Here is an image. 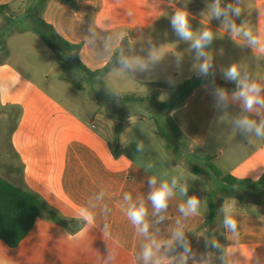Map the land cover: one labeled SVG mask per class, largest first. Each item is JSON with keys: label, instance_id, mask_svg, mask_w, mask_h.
I'll return each instance as SVG.
<instances>
[{"label": "crops", "instance_id": "crops-1", "mask_svg": "<svg viewBox=\"0 0 264 264\" xmlns=\"http://www.w3.org/2000/svg\"><path fill=\"white\" fill-rule=\"evenodd\" d=\"M18 1L0 0V5L12 8ZM213 4L214 0H75L73 6L47 0L43 19L65 40L81 45L79 58L89 70L103 68L118 53L117 65L102 79L104 85L98 78L87 77L96 94L91 100L66 86L60 79L61 69L52 79L57 59L39 35L17 32L16 25L0 20L1 130L7 121H15L10 143H0V177L37 193L66 219L83 220L79 229L71 231L37 217L17 246L0 239V264H145L143 249L153 240L160 247L153 246L148 264L156 259L161 264H181L182 257L184 264H210L205 234L197 229L209 213L208 194L220 181L210 172L205 157L224 174L237 178L257 180L264 173V137L235 123L247 117L259 124L264 107L244 111L239 100H232L237 85L222 75L224 69L237 66L241 80L258 84L264 98V0H221V8L240 9L238 16L229 11L227 18L215 17ZM181 10L188 13L195 35L212 31L213 40L204 49L212 67L209 81L197 87L183 106L170 111L186 143L173 142L169 149L158 134L150 107L123 103L115 95H155L164 101L177 85L200 77L203 58L197 59L191 42L177 37L170 24ZM233 25L241 31L234 33ZM245 31L260 43L250 44ZM12 41L27 48L14 50ZM27 49L48 61L49 71H39L31 60L28 71L11 63L13 54L27 59ZM152 53L159 59L154 61ZM214 87L225 91L226 107L217 104ZM147 88L153 92L145 93ZM113 149L120 154L115 156ZM175 149L180 161L173 155ZM151 179L156 180L155 186L150 185ZM173 179L176 186L168 208L155 213L148 195L162 182L171 186ZM182 188H187L186 194ZM125 193L134 203L143 200L148 209L147 234L128 219ZM192 196L200 200L198 213L184 217L179 207ZM225 205H231L237 230L234 233L224 225V243L214 264H264L261 203L226 198ZM85 215L93 221H86ZM177 229L183 230L189 251L183 248L169 255V249L180 243L173 240Z\"/></svg>", "mask_w": 264, "mask_h": 264}, {"label": "trees", "instance_id": "trees-1", "mask_svg": "<svg viewBox=\"0 0 264 264\" xmlns=\"http://www.w3.org/2000/svg\"><path fill=\"white\" fill-rule=\"evenodd\" d=\"M30 3L25 11L19 15L22 16V24L16 25L17 12L11 10L8 4L0 5V20L3 24H14L17 26V32L32 31L39 35L45 44L53 51L57 62L63 71L76 70L86 77H94L102 81L105 74L110 68L118 63V53L103 68L95 71L89 70L79 58L81 50L80 44H72L60 36L54 27L47 23L42 13L45 9L47 0H27ZM75 5V0H59ZM24 11V12H23ZM13 16H16L13 18ZM208 76L191 77L180 83L174 88L172 95L164 100L158 101L155 95L149 97L127 94L115 98L123 103H138L150 107L154 120L158 128V134L165 141L167 148L170 149L173 142L185 144L186 137L180 131L178 126L169 116L170 111L183 106L187 97L200 85L207 83L210 79ZM212 81L217 82L216 79ZM164 115V117H162ZM117 130H121L119 124ZM118 137L114 138L115 144ZM113 154L118 156L120 153L113 149ZM176 160L180 161V152L173 150ZM207 166L213 176L219 179L220 185L209 192L207 201L209 213L197 231L205 234L207 250L209 253L210 264H214L215 254L224 243V211L223 202L226 198H236L241 202H256L258 192L264 191V173L257 180L237 178L231 174H224L212 159L205 157ZM195 173L200 170L190 163ZM44 217L49 221L63 224L69 227L71 231H76L83 224V220L66 219L58 210L48 205L37 193L24 190L12 184L8 180L0 177V239L11 247L17 246L33 227L37 217ZM73 226V227H72ZM193 234H191L192 236ZM187 244V241H185ZM213 245H216L213 247ZM181 243L169 249V255H175L181 251ZM193 264V263H187Z\"/></svg>", "mask_w": 264, "mask_h": 264}, {"label": "clouds", "instance_id": "clouds-1", "mask_svg": "<svg viewBox=\"0 0 264 264\" xmlns=\"http://www.w3.org/2000/svg\"><path fill=\"white\" fill-rule=\"evenodd\" d=\"M229 11L237 16L240 13L239 8H232L231 5L227 6L226 8H221V0H214L212 12L215 17L227 18ZM170 24L177 37L191 42V47L195 50L197 59L203 58V62L199 65L197 75L205 77L208 76L209 70L212 67L210 62L211 58L207 55L204 49L208 47L213 40L212 31L204 30L198 35H195L189 25L188 13L183 10L175 12L171 18ZM232 30L234 33H239L241 31V29L237 28L235 25L232 26ZM243 34L248 38L250 44L260 43V40L253 36L251 32L245 31ZM261 50L264 51V48ZM151 55L154 61L159 59V56L156 53H152ZM122 64L125 67H128L127 61H122ZM222 75L225 80L234 82L237 85V91L234 92L232 100H239L242 103V108L244 111L251 112L256 106L264 107V98H262L260 95L262 91L261 87L256 83H247L244 80H241L240 72L238 71L237 66L232 65L231 67L224 69L222 71ZM212 95L215 97L217 104L221 105L222 107L227 106L228 96L223 89L214 87L212 90ZM235 123L239 128L246 132L254 131L257 136L264 137V120H261L260 123L257 124L254 120H250L247 117H242L237 119ZM149 183L150 185L155 186L156 180L151 179ZM175 186L176 180L173 179L171 186L167 182H162L159 187H154L153 191L150 192L148 195V200L151 202V206L155 213H160L161 211L168 208V201L173 195V188ZM181 191L182 193L186 194L187 188H182ZM123 199L126 202H129L126 209V215L128 219L141 233L147 234L149 225L146 223L145 218L147 216L148 209L146 208L143 200H140L138 203H134L132 202L131 195L127 193L124 194ZM199 207L200 200L197 197L192 196L186 200L185 204L180 205L179 211L184 217H188L197 214ZM222 210L225 212L223 221L225 227L235 233L237 230V221L232 218L230 214L231 205H225ZM84 219L89 223L93 221V217L91 215H85ZM160 219L163 220L164 217L161 216ZM173 240L179 241L184 250L186 252L189 251L184 240L183 230L177 229L173 233ZM169 243H172V241H169ZM153 246L156 248L160 247V245L157 244L155 240L152 241V244L144 246L142 255L145 264H148V262L152 260L154 256ZM215 246L216 245H213V247ZM153 264H161L160 259H156ZM181 264H184L183 257L181 258Z\"/></svg>", "mask_w": 264, "mask_h": 264}, {"label": "rangeland", "instance_id": "rangeland-1", "mask_svg": "<svg viewBox=\"0 0 264 264\" xmlns=\"http://www.w3.org/2000/svg\"><path fill=\"white\" fill-rule=\"evenodd\" d=\"M27 6H28L27 0H19L18 3L15 4L11 8V10L14 12H17V15H19L20 13H22V10H24ZM15 19H16V25L22 24V22H21L22 16L21 15L17 16V18H15ZM12 43L15 46L14 50H16V49L20 50V49H26L27 48L26 46H23L21 44L19 45L18 43L14 42V41H12ZM14 46H13V48H14ZM11 50H12V47H11ZM32 50H34V49H32ZM32 50H30V49L26 50L28 53L27 59H22L21 56H19L17 54H13V56L11 57V63L14 62L15 66L20 71H21L22 67H25L26 71H28L27 65H29V61L31 60V61H34V64L37 65L39 71H43V70H45L46 72L49 71L50 66L47 65L48 61L44 60L43 58L36 57V55H34V53L31 54L28 52V51H32ZM51 54L53 55L52 52H51ZM58 65L59 64H57L54 68L56 74L54 73L53 75H51L52 79L55 78V76L59 72V69H61L60 66L58 67ZM60 79L65 82L66 86L71 91L78 93L80 95V98L89 99V100L96 98V94H95L94 90L91 89L89 83L87 82L88 79H87L86 75L78 73L76 70L63 71L61 69ZM139 91H141V93H144V92H142L144 90H139ZM146 92L152 93L153 89L147 88L145 90V93ZM132 107L135 110L139 108V106L137 104L133 105ZM93 108H95V107H93ZM11 113L15 114L14 109L13 110L11 109ZM14 123H15V121H7L4 129L1 130V127H0V133L2 132L5 135V136L1 137V134H0V143H1V141H6L7 144H8V142L10 143V141H8V140L10 139V136H11L10 134H11L12 130L14 129V126H13ZM257 200L261 203L262 208H263V212H264V191L258 192Z\"/></svg>", "mask_w": 264, "mask_h": 264}, {"label": "water", "instance_id": "water-1", "mask_svg": "<svg viewBox=\"0 0 264 264\" xmlns=\"http://www.w3.org/2000/svg\"><path fill=\"white\" fill-rule=\"evenodd\" d=\"M29 4H30V3H28V5H29ZM25 9H26V8H25ZM25 9H24V11H25ZM24 11H23V12H24ZM15 17H16V16H13V18H15ZM188 239H189V238H188Z\"/></svg>", "mask_w": 264, "mask_h": 264}]
</instances>
